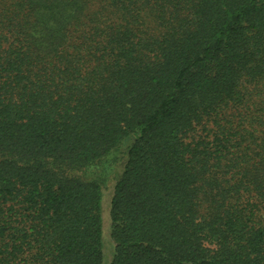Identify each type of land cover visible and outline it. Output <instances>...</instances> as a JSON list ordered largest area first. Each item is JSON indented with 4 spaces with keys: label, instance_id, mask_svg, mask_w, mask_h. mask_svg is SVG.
<instances>
[{
    "label": "trees",
    "instance_id": "1",
    "mask_svg": "<svg viewBox=\"0 0 264 264\" xmlns=\"http://www.w3.org/2000/svg\"><path fill=\"white\" fill-rule=\"evenodd\" d=\"M112 176L110 264H264V0H0V264H103Z\"/></svg>",
    "mask_w": 264,
    "mask_h": 264
},
{
    "label": "rangeland",
    "instance_id": "2",
    "mask_svg": "<svg viewBox=\"0 0 264 264\" xmlns=\"http://www.w3.org/2000/svg\"><path fill=\"white\" fill-rule=\"evenodd\" d=\"M116 167V166H114ZM117 169V168H115ZM114 178L113 176L109 178L108 183L105 185L104 193H103V202H102V216H103V229H104V243L105 251H104V262L103 264H110V261L113 256V243L110 239V201L113 194L114 189Z\"/></svg>",
    "mask_w": 264,
    "mask_h": 264
}]
</instances>
